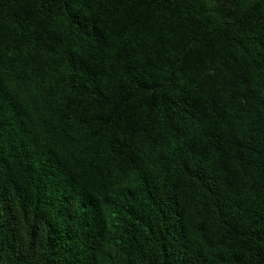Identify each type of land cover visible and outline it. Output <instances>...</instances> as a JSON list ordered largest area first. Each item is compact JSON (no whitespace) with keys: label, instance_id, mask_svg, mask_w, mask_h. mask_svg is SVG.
Returning <instances> with one entry per match:
<instances>
[{"label":"trees","instance_id":"trees-1","mask_svg":"<svg viewBox=\"0 0 264 264\" xmlns=\"http://www.w3.org/2000/svg\"><path fill=\"white\" fill-rule=\"evenodd\" d=\"M0 264H264V0H0Z\"/></svg>","mask_w":264,"mask_h":264}]
</instances>
